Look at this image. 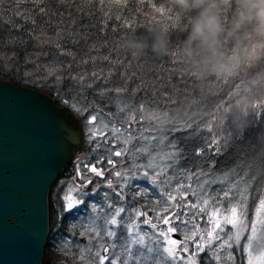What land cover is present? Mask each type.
<instances>
[{
  "label": "trees",
  "instance_id": "trees-1",
  "mask_svg": "<svg viewBox=\"0 0 264 264\" xmlns=\"http://www.w3.org/2000/svg\"><path fill=\"white\" fill-rule=\"evenodd\" d=\"M219 7L228 27L238 7L237 0H227ZM195 14L180 12L173 0H0V79L49 95L78 118L83 133L90 130L89 116L97 112L106 119L116 118L120 101L115 89L123 85L128 89L123 95L129 103L137 108L144 104L133 127L151 129L153 135H163L166 142L178 144L187 157L181 160L180 167H194L200 159L194 151L203 147L218 173L226 175L231 170L246 176L255 174L257 179L249 181L253 185L248 191L249 199L238 205L237 223L224 226L225 231L231 228L228 235L233 238V247L223 250L220 262L225 264L224 257L231 252L234 264H248L249 259L256 260L264 252V209L259 208V199L264 198V181L260 180L264 176V106L254 122L235 132L231 128L226 129L227 134L220 131L221 137L226 136L222 147L207 146L212 138L207 127L210 117L217 115L221 107L264 91V48L257 47L259 37L249 25L242 31L252 32L250 38L239 48L226 40L222 57H212L201 50L187 55L183 44L190 16ZM160 35L166 38V54L152 51L154 38ZM131 41H146L147 47L133 57L128 48ZM221 59L231 71L217 75L210 68ZM73 105L81 111L77 112ZM96 143L86 134L80 165H96L105 174L96 188L76 192L82 203L68 211L62 203L56 205L51 192L60 177L49 190V232L41 264H99L97 253L104 255L105 247L109 248L105 264L127 259L122 248L127 236L125 227L118 229L114 242L103 236L104 217L115 207H125V219L140 210L158 223V189L143 177L145 169L133 167L130 156H109L105 147L98 148ZM217 148L219 155L214 154ZM109 158L117 161L115 168L108 164ZM135 163L144 164L146 160L141 158ZM116 171L122 176H115ZM129 171L139 178L125 184L123 174ZM108 181L112 187H108ZM121 185H125L123 200L115 195ZM60 191L59 188L57 195ZM110 203L113 209H109ZM233 206L237 204L228 203L219 218L230 217ZM174 226L180 229V239L191 234V226L185 228L179 222ZM201 226L206 227L203 222ZM158 228L164 229L165 225L158 223ZM140 232L152 235L153 230L141 224ZM245 234L254 235L255 241H245ZM247 244L252 245L251 256L242 247ZM138 247L134 246V250ZM216 255L207 249L196 257V264H217ZM148 264L153 262L148 260Z\"/></svg>",
  "mask_w": 264,
  "mask_h": 264
},
{
  "label": "snow or ice",
  "instance_id": "snow-or-ice-1",
  "mask_svg": "<svg viewBox=\"0 0 264 264\" xmlns=\"http://www.w3.org/2000/svg\"><path fill=\"white\" fill-rule=\"evenodd\" d=\"M39 10L43 11L42 8ZM115 91L120 101L116 118L106 119L100 112L89 116L87 120V124L91 126L89 137L91 140H96L98 148L104 146L109 156H130L134 162L133 167L138 170L145 169L142 173L143 177L149 178V183L158 189L159 198L156 203L161 207L155 212V219L159 224L167 226L164 229L158 228V223H153V218L149 217L147 212L140 210H134L133 214L125 219V207L118 206L113 209L110 203L108 207L113 211L104 217L103 236L111 238L114 242L118 229L122 226L126 228L127 233L122 244L127 259H121L119 264H148V260H151L153 264H196V257L207 249L217 252L216 261L220 264L223 250L233 247V238L228 235L231 228L225 231L224 226L237 223L238 205L244 204L249 199L248 191L253 187L249 181H255L257 177L255 174L246 176L243 172L233 173L231 170L226 175L218 173L215 162L209 163V157L203 147L194 151V156L200 158L195 162L194 167L187 169L180 167L181 160L187 157L182 149H178V144L166 142L167 137L163 135H153L151 129L143 126L138 129L133 127L138 123L137 115L144 104H140L137 108L129 103L127 97L123 95L128 89L123 85L116 87ZM73 107L77 112L81 111L76 105ZM117 121L120 126H117ZM208 131L211 132V129ZM109 141H111V146H108ZM217 143L213 139L208 142L207 146L211 148ZM117 145L120 147L117 148ZM164 148H171L173 151L165 152ZM214 154H220L218 148ZM141 158L145 159L146 163H135ZM100 162L97 161V163ZM107 162L113 168L117 163L110 158ZM86 167L95 176H104V170L96 165H86ZM193 172L194 174H189ZM114 174L117 177L122 176L120 171ZM76 175L84 181V187L92 183V180L83 176L79 169ZM123 176L125 184L139 178L131 171L124 173ZM260 180L264 181V176H261ZM241 185H244L243 189ZM124 186L121 185L120 190L115 191V195L120 200L124 199ZM108 187H112L111 181H108ZM75 191H77L76 188L71 189L69 195L65 197L66 211L82 203L74 199L72 193ZM137 195H142V193H137ZM228 203H236L237 206L231 207V216L225 215L222 222L219 217L222 215V210L227 208ZM259 208L264 209V198L259 199ZM141 217L145 219L140 220ZM177 222L185 228L191 226V234H185L181 239L174 238L180 231L174 226ZM201 222L206 227H202ZM261 223L264 224V222ZM141 224L149 225L153 230L152 235L141 234ZM250 227L255 232V226ZM96 235L101 236V233L97 232ZM236 239L240 240L239 233ZM255 239L254 235H244L245 241H255ZM189 244H191V249ZM134 246L139 247L134 250ZM242 247L251 256L252 245L247 244ZM103 252L108 253L109 248L105 247ZM97 256L99 264H105V261L109 260L107 255L97 253ZM224 260L225 264H234L231 252L224 257ZM110 264H117V262L111 261ZM248 264H264V252L256 260L249 259Z\"/></svg>",
  "mask_w": 264,
  "mask_h": 264
},
{
  "label": "water",
  "instance_id": "water-1",
  "mask_svg": "<svg viewBox=\"0 0 264 264\" xmlns=\"http://www.w3.org/2000/svg\"><path fill=\"white\" fill-rule=\"evenodd\" d=\"M80 142L67 107L0 79V264H41L49 190ZM82 175L92 177L88 169Z\"/></svg>",
  "mask_w": 264,
  "mask_h": 264
},
{
  "label": "clouds",
  "instance_id": "clouds-1",
  "mask_svg": "<svg viewBox=\"0 0 264 264\" xmlns=\"http://www.w3.org/2000/svg\"><path fill=\"white\" fill-rule=\"evenodd\" d=\"M225 2L227 0H173L180 12L196 13L190 16V27L183 44L187 55L201 50L212 57H222L221 49L226 40L232 41L239 48L252 32L259 37L257 47L264 48V0H237L238 7L228 27L221 19L219 7ZM249 25L252 26V32L242 31ZM145 47L146 41L128 42L129 53L133 57L139 56ZM152 51L167 53L166 38L163 35L154 38ZM210 70L219 75L231 71V68L221 59L212 64Z\"/></svg>",
  "mask_w": 264,
  "mask_h": 264
},
{
  "label": "rangeland",
  "instance_id": "rangeland-1",
  "mask_svg": "<svg viewBox=\"0 0 264 264\" xmlns=\"http://www.w3.org/2000/svg\"><path fill=\"white\" fill-rule=\"evenodd\" d=\"M263 106H264V91L260 94H256V93L250 94L247 97H242L241 99L237 101H233L231 104L221 107L217 115L213 114V116L210 117L209 119L210 124L207 127V129H211V132H209L212 136L211 140L215 139L218 142L213 147L215 148L217 146L222 147L223 144L225 143L226 136L221 137L219 135L220 131L226 132V129H229V128L233 129L232 131L239 130L241 129V127L246 126V124L254 122L259 117ZM73 116L78 120V118L75 115ZM86 134H87L88 139H90L89 131L83 133L81 129L80 148L74 152L71 161L66 165L61 176H59L60 178L58 180L57 185L55 187H52L53 191L51 192V194H52V198L54 202L56 199V205L59 204L60 202L63 204V206H65L66 204L65 197L69 195L71 189L73 188L77 189V191L72 193L74 199H77L76 192L87 191L88 189H94L100 183V181H98L100 177L95 176L93 173L89 172L92 176L90 178L92 180V183L88 184L87 187H84L83 186L84 181H81V179L77 177L76 175L78 169L81 172V174H83V172L88 169L86 166L81 167L80 159H79L81 149H82V141L84 140V137L86 136ZM213 147L211 148L209 147V148L212 149ZM88 166H91V165H88ZM104 174H105V171H104ZM59 188L61 191H60V194L57 195V191L59 190ZM220 219L223 220L222 217ZM166 227L167 226L165 225V228Z\"/></svg>",
  "mask_w": 264,
  "mask_h": 264
}]
</instances>
